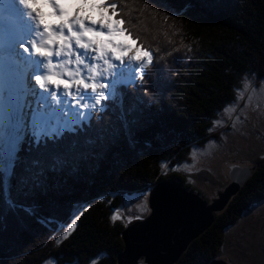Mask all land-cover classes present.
Masks as SVG:
<instances>
[{
  "label": "trees",
  "instance_id": "trees-1",
  "mask_svg": "<svg viewBox=\"0 0 264 264\" xmlns=\"http://www.w3.org/2000/svg\"><path fill=\"white\" fill-rule=\"evenodd\" d=\"M119 3L125 26L155 55L154 65L136 90L123 92V115L109 104L72 135L75 151L65 153L63 167L43 143L25 146L23 168L39 164L43 184L15 193L19 203L35 205V215L0 206V264H90L101 253L97 264H117L125 222L111 220L114 210L148 195L161 180L181 179L195 190L174 168L190 164L193 150L215 138L218 117L236 102L245 78L252 84L264 79V0ZM129 105L135 110L127 111ZM254 163L241 191L179 264L220 258L226 230L264 202V156ZM77 212V228L57 245L58 224Z\"/></svg>",
  "mask_w": 264,
  "mask_h": 264
},
{
  "label": "snow or ice",
  "instance_id": "snow-or-ice-1",
  "mask_svg": "<svg viewBox=\"0 0 264 264\" xmlns=\"http://www.w3.org/2000/svg\"><path fill=\"white\" fill-rule=\"evenodd\" d=\"M38 5L50 9L49 15L58 23H46ZM85 10L96 11L99 19L83 15ZM121 11L119 0H0V206L6 210L27 215L36 212L35 205L21 204L15 195L43 184L39 164L23 168L21 153L26 145L50 147L55 164L63 167L65 153L75 151L71 134L85 131L93 112L109 107L105 101L124 114L123 88L134 85L137 78L144 79L153 53L138 45L139 38L133 39L123 27L128 21ZM118 37L132 39L133 44ZM250 87V79L245 78L236 101L243 100ZM260 91L264 92V86ZM238 106L229 104L225 114L234 113ZM134 110L135 105H129L127 111ZM25 171L30 175H24ZM141 196L144 203L137 208L143 212L147 195ZM79 218V212L74 213L69 223L60 225L57 245L75 231ZM121 219L122 211L114 210L111 220ZM100 258L102 253L90 264H97Z\"/></svg>",
  "mask_w": 264,
  "mask_h": 264
},
{
  "label": "rangeland",
  "instance_id": "rangeland-1",
  "mask_svg": "<svg viewBox=\"0 0 264 264\" xmlns=\"http://www.w3.org/2000/svg\"><path fill=\"white\" fill-rule=\"evenodd\" d=\"M262 82L264 79L251 83L252 87L245 92L244 99L236 101L239 106L234 113L226 115L222 112L219 115L218 121L223 123L215 124L214 131L212 130L215 138L205 147L193 150L190 164L173 170L187 177L191 188L200 191L208 201L229 185L232 164L251 167L255 165L257 157L264 156V92L260 91L264 86ZM253 88L256 89L255 92L252 91ZM249 96L252 97L251 101ZM245 104L248 106L245 107ZM237 117L240 118L238 121ZM134 198L121 210L124 216L121 220L125 225L135 220L132 218L135 216L145 219L150 212L148 202L147 209L140 212L137 205L143 204L144 200L141 197L134 201ZM129 218L132 219L127 222ZM219 259L227 264H264V202L249 208L236 225L226 230L225 245ZM49 261L56 264L53 259Z\"/></svg>",
  "mask_w": 264,
  "mask_h": 264
},
{
  "label": "water",
  "instance_id": "water-1",
  "mask_svg": "<svg viewBox=\"0 0 264 264\" xmlns=\"http://www.w3.org/2000/svg\"><path fill=\"white\" fill-rule=\"evenodd\" d=\"M250 166L232 164L230 183L208 201L181 179L161 180L147 195L145 219L125 225L117 264H179L190 245L210 229L252 175ZM209 264H227L219 258Z\"/></svg>",
  "mask_w": 264,
  "mask_h": 264
},
{
  "label": "bare ground",
  "instance_id": "bare-ground-1",
  "mask_svg": "<svg viewBox=\"0 0 264 264\" xmlns=\"http://www.w3.org/2000/svg\"><path fill=\"white\" fill-rule=\"evenodd\" d=\"M38 7L40 8L41 12L45 14V22H46V23H49V24H55V23H58V21L56 20L55 17H52L51 15H49V13H50V9H48V8L45 7V6H41V5L38 6ZM69 10H70V11H74V8L70 7ZM90 14H91L92 16H94L96 19H99V15H98L97 12L94 11V10H93V11L85 10L84 13H83V15H85V16H90ZM118 38H120V37H118ZM118 38H117V39H118ZM20 51L23 52V49L21 48Z\"/></svg>",
  "mask_w": 264,
  "mask_h": 264
}]
</instances>
